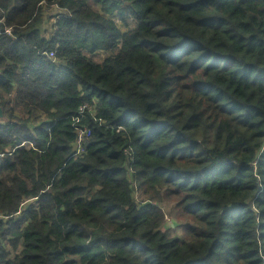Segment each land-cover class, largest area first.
<instances>
[{
	"label": "trees",
	"instance_id": "16d2710c",
	"mask_svg": "<svg viewBox=\"0 0 264 264\" xmlns=\"http://www.w3.org/2000/svg\"><path fill=\"white\" fill-rule=\"evenodd\" d=\"M0 109V264H264V0H0Z\"/></svg>",
	"mask_w": 264,
	"mask_h": 264
},
{
	"label": "rangeland",
	"instance_id": "374dc122",
	"mask_svg": "<svg viewBox=\"0 0 264 264\" xmlns=\"http://www.w3.org/2000/svg\"><path fill=\"white\" fill-rule=\"evenodd\" d=\"M57 13L52 12V11H48L45 10L44 11V23L43 21H41V23H43V30L46 32L45 36H49L50 34V28L53 27L54 23L56 22L54 17L56 16ZM115 23L117 25H119L118 21L115 20ZM104 54H97L95 56H93V58L96 61H101L103 59ZM38 124V123H36ZM33 122V119H31L30 122V127H34L36 125ZM80 148L79 146L76 145V149ZM156 190H153L150 192V195L153 197L155 194ZM135 198L137 201L144 199L142 197V195L140 194V191L138 190V187H136V192H135ZM159 208L162 209L163 213L165 214L164 217V227L167 230V233L169 234V237L173 238V237H181L184 238V234L182 233V230L180 229V227H175L178 226L179 222L176 218V211H175V205L177 204V200L176 197L174 195H172L171 193H169L167 190L162 189V193L159 197ZM177 221H175V220ZM167 227L169 229H167Z\"/></svg>",
	"mask_w": 264,
	"mask_h": 264
},
{
	"label": "built area",
	"instance_id": "2783aa9c",
	"mask_svg": "<svg viewBox=\"0 0 264 264\" xmlns=\"http://www.w3.org/2000/svg\"><path fill=\"white\" fill-rule=\"evenodd\" d=\"M6 35H10V30H5V32H4ZM44 57H47V58H49L50 60H54V54L53 53H49V54H42ZM89 108L88 107H86V106H83L80 110H79V115H82V113H83V111L84 110H88ZM85 135H86V137L89 135V132L88 131H86L85 132ZM83 140V137H82V134H80L79 136H78V140L76 141V145L77 146H79V143H80V141H82ZM22 146H24V145H22ZM77 149H80V148H77Z\"/></svg>",
	"mask_w": 264,
	"mask_h": 264
},
{
	"label": "water",
	"instance_id": "95a60500",
	"mask_svg": "<svg viewBox=\"0 0 264 264\" xmlns=\"http://www.w3.org/2000/svg\"><path fill=\"white\" fill-rule=\"evenodd\" d=\"M2 111H1V109H0V120L2 119Z\"/></svg>",
	"mask_w": 264,
	"mask_h": 264
}]
</instances>
